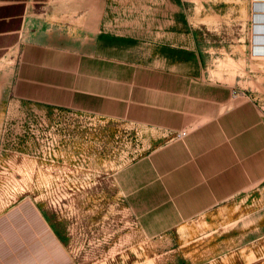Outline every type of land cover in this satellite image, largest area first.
<instances>
[{
  "label": "crops",
  "instance_id": "obj_1",
  "mask_svg": "<svg viewBox=\"0 0 264 264\" xmlns=\"http://www.w3.org/2000/svg\"><path fill=\"white\" fill-rule=\"evenodd\" d=\"M136 1L0 0V110L13 96L166 131L116 176L156 237L264 179V117L233 83L203 74L184 0H144L143 13ZM44 250L0 264H57Z\"/></svg>",
  "mask_w": 264,
  "mask_h": 264
},
{
  "label": "rangeland",
  "instance_id": "obj_2",
  "mask_svg": "<svg viewBox=\"0 0 264 264\" xmlns=\"http://www.w3.org/2000/svg\"><path fill=\"white\" fill-rule=\"evenodd\" d=\"M184 3L203 74L233 83L234 95L255 102L264 117V0ZM145 5L137 0L136 11ZM166 136L72 106L4 100L0 261L45 247L57 264H264V179L159 236L144 234L116 176Z\"/></svg>",
  "mask_w": 264,
  "mask_h": 264
},
{
  "label": "built area",
  "instance_id": "obj_3",
  "mask_svg": "<svg viewBox=\"0 0 264 264\" xmlns=\"http://www.w3.org/2000/svg\"><path fill=\"white\" fill-rule=\"evenodd\" d=\"M188 134L187 130H180L175 133L177 138H184Z\"/></svg>",
  "mask_w": 264,
  "mask_h": 264
}]
</instances>
